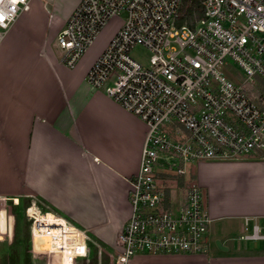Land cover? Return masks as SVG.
I'll return each mask as SVG.
<instances>
[{
    "label": "built area",
    "instance_id": "2783aa9c",
    "mask_svg": "<svg viewBox=\"0 0 264 264\" xmlns=\"http://www.w3.org/2000/svg\"><path fill=\"white\" fill-rule=\"evenodd\" d=\"M34 1L0 0V38ZM183 1L79 0L56 37L62 63L74 68L107 23L125 13L87 81L148 128L139 171L130 180L131 216L112 253L77 228L72 234L45 230L67 264H84L103 253L111 264L208 254L212 220L203 190L196 181L181 186L178 180L187 179L201 162L264 155V0H203L202 15L195 14L192 26L178 25ZM137 47L150 52L147 66L132 57ZM164 175L178 178L175 188L164 184ZM173 190L179 193L174 206ZM17 200L0 198L8 222ZM38 204L32 201L26 213L31 251L51 263V253L36 251L43 238L37 217L46 214ZM251 222L246 220L248 229L240 239L264 242V224ZM7 235L0 234V242ZM80 241L84 249L77 245Z\"/></svg>",
    "mask_w": 264,
    "mask_h": 264
},
{
    "label": "crops",
    "instance_id": "0c3cea01",
    "mask_svg": "<svg viewBox=\"0 0 264 264\" xmlns=\"http://www.w3.org/2000/svg\"><path fill=\"white\" fill-rule=\"evenodd\" d=\"M46 3L34 1L1 32L0 198L38 201L46 213L37 217L40 246L51 254L61 252L67 264L45 230L72 234L77 228L112 253L131 216L130 180L139 171L148 128L88 84V72L114 32L69 68L55 41L79 0L50 38L54 52L42 30L49 18ZM180 179L182 185L196 181L201 186L215 247L206 255L141 257L131 264H264V242L240 239L246 220L264 224V155L201 162ZM217 241L228 251L218 249ZM77 245L85 248L82 241Z\"/></svg>",
    "mask_w": 264,
    "mask_h": 264
},
{
    "label": "rangeland",
    "instance_id": "374dc122",
    "mask_svg": "<svg viewBox=\"0 0 264 264\" xmlns=\"http://www.w3.org/2000/svg\"><path fill=\"white\" fill-rule=\"evenodd\" d=\"M74 1L75 0H47V3L43 5L47 7V10L49 12L48 19L50 20L47 19V23L44 21L45 25H42V30H44V32H47L49 39L53 36L55 37L56 32H58L60 20L64 19L67 16L68 11L72 7ZM125 19L126 14L122 13L117 18L110 20L92 46L96 45L97 43L101 45L107 38L108 33L114 32L106 45L107 47L110 41L116 35L119 27L121 28V26L123 25ZM52 39L49 40V47L51 51L54 52ZM132 57L142 65L147 66L149 64L150 52L143 47H137L133 50ZM233 67L236 69V71L243 74V72L236 65H233ZM225 74H227V77H231V75H228L227 71H225ZM161 177L165 180L164 184L166 186L171 189L175 188V185L177 184L176 180L178 179L177 177L170 175H164ZM178 183L179 185H181L180 180H178ZM172 192V205H176L178 203L179 193L177 190H173ZM18 201L20 203L19 206L12 207L13 213H11L9 217L7 235L8 239H6V241L0 242V264H59L60 258L57 254H51L52 261L51 263H49L47 256L34 255L32 253L30 249L31 222L26 213L28 206L31 205V201L33 200L23 198L20 200L18 199ZM8 203L9 205L14 204L12 200L8 201ZM16 216H18V218ZM214 239L215 238L213 236L212 240ZM214 242L211 244L213 248L215 247ZM36 251H39L38 253H49L43 246L39 245L36 246ZM111 262L112 261L110 257L107 254L103 253L101 258L91 259V261H87L84 264H111Z\"/></svg>",
    "mask_w": 264,
    "mask_h": 264
},
{
    "label": "trees",
    "instance_id": "16d2710c",
    "mask_svg": "<svg viewBox=\"0 0 264 264\" xmlns=\"http://www.w3.org/2000/svg\"><path fill=\"white\" fill-rule=\"evenodd\" d=\"M202 1L203 0H184L178 18V25H182L185 22H187L190 26H192L195 20V14H197L200 17L202 15V6H201ZM181 184H183V182H181ZM30 249H31V240H30Z\"/></svg>",
    "mask_w": 264,
    "mask_h": 264
},
{
    "label": "water",
    "instance_id": "95a60500",
    "mask_svg": "<svg viewBox=\"0 0 264 264\" xmlns=\"http://www.w3.org/2000/svg\"><path fill=\"white\" fill-rule=\"evenodd\" d=\"M0 234H8V213L4 210L0 211ZM216 246L222 251H228V248L223 246L220 241L216 242Z\"/></svg>",
    "mask_w": 264,
    "mask_h": 264
},
{
    "label": "bare ground",
    "instance_id": "6f19581e",
    "mask_svg": "<svg viewBox=\"0 0 264 264\" xmlns=\"http://www.w3.org/2000/svg\"><path fill=\"white\" fill-rule=\"evenodd\" d=\"M57 216V215H56ZM63 252V251H62ZM55 254H57L59 257H61V259H62V264H63V262H64V259H63V255H62V253L61 252H59V253H55ZM65 264V263H64Z\"/></svg>",
    "mask_w": 264,
    "mask_h": 264
}]
</instances>
